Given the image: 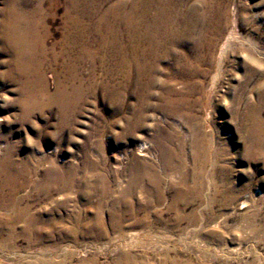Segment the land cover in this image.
Here are the masks:
<instances>
[{
    "label": "rangeland",
    "instance_id": "374dc122",
    "mask_svg": "<svg viewBox=\"0 0 264 264\" xmlns=\"http://www.w3.org/2000/svg\"><path fill=\"white\" fill-rule=\"evenodd\" d=\"M204 1L226 11L220 37L175 50L204 60L198 93L128 132L99 88L113 58L61 53L68 0H0V15L40 8L45 49L34 73L0 80V161L28 169L0 195V264H264V0ZM70 70L82 89L63 110Z\"/></svg>",
    "mask_w": 264,
    "mask_h": 264
},
{
    "label": "bare ground",
    "instance_id": "6f19581e",
    "mask_svg": "<svg viewBox=\"0 0 264 264\" xmlns=\"http://www.w3.org/2000/svg\"><path fill=\"white\" fill-rule=\"evenodd\" d=\"M110 1L68 0V5L66 4L68 7L65 5L63 15L61 53H70L76 47L80 58L91 57L99 60L113 58L115 69L106 72V79L101 82L99 88L105 94V97L103 96L105 102L114 100L115 105L110 114L116 116L124 111L125 125L128 132H131L144 122L149 115L148 111L152 113L179 111L178 106L186 101L184 94L191 95L198 90L200 78L204 75L200 68L204 60L197 55L182 53L183 51L180 53L178 51L177 54L175 50L190 47L192 51H200L203 49L205 39L208 45L206 47H211L213 40H217L225 28L226 11L220 10L221 5L214 8L204 0L194 1L196 4L192 0V4L186 3V0H114L112 3ZM104 4L107 5L106 9L102 8ZM39 9V7L34 9L33 16L31 13V16H27L13 7L2 10L0 67L7 69L0 73V80L5 78V81L7 79L19 82L40 66L39 58H43L45 49L43 39L36 32V27L40 25L37 18L41 14H37ZM195 29L197 35L194 38L192 33ZM173 57H177V61L172 64L170 71L162 72L161 63ZM69 72L72 74L67 81L71 84L78 82L73 71ZM179 78H184L187 84L184 91L174 88ZM81 83L77 86L72 85L69 89L64 84L59 85V105L63 110L70 109L72 104L78 101ZM130 120L137 124L131 125L133 121ZM6 155L0 161V195L5 189L11 193L16 186L23 184L24 173L26 170L28 172L24 163L22 167H17ZM52 177L49 180L50 184L56 180V176L52 174ZM100 178L104 188L108 189L105 178ZM132 178V181L136 180L137 176Z\"/></svg>",
    "mask_w": 264,
    "mask_h": 264
}]
</instances>
